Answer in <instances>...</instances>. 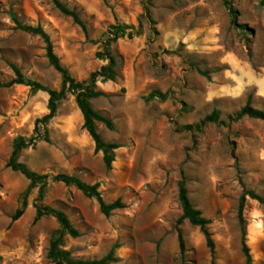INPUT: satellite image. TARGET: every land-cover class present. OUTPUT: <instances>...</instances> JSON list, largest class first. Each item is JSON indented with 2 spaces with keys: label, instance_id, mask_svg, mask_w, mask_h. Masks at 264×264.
Segmentation results:
<instances>
[{
  "label": "rangeland",
  "instance_id": "374dc122",
  "mask_svg": "<svg viewBox=\"0 0 264 264\" xmlns=\"http://www.w3.org/2000/svg\"><path fill=\"white\" fill-rule=\"evenodd\" d=\"M75 10L84 32L50 0H0V264H52L49 243L58 230L52 217L34 221L37 188L12 222L28 181L6 164L16 139L40 134L19 161L41 175L65 174L98 185L106 203L124 207L105 217L95 199L73 186L49 180L42 204L62 211L78 231L64 249L79 260H99L116 245L113 264H211L204 237L183 220L178 183L183 177L192 206L210 221L214 264H244L237 204L243 189L264 198V122L242 117L230 122L250 99L264 111V7L260 0H59ZM148 3V4H147ZM227 4L238 11L230 24ZM148 7L153 25L111 47L114 81H98L91 107L113 123L97 132L114 143L107 170L102 153L83 128L75 98L66 94L44 129L35 121L48 113V95L11 84L12 67L23 78L59 89L60 76L45 58V44L16 28L40 26L54 53L76 81L86 80L106 61L107 31L117 23L137 26ZM159 91L166 99L147 100ZM213 110L217 123L187 131ZM246 244L253 264H264V206L247 200L243 212ZM185 246L181 257L177 233Z\"/></svg>",
  "mask_w": 264,
  "mask_h": 264
},
{
  "label": "trees",
  "instance_id": "16d2710c",
  "mask_svg": "<svg viewBox=\"0 0 264 264\" xmlns=\"http://www.w3.org/2000/svg\"><path fill=\"white\" fill-rule=\"evenodd\" d=\"M52 6L63 16L69 17L72 21L77 24L84 32H86L85 26L81 21L79 14L68 8L65 4L59 0H50ZM149 2V0L147 1ZM148 4V3H147ZM260 6L264 7V0H260ZM227 10L230 16V24L235 28H245L244 25L238 23V11L233 8L231 4H227ZM13 22L16 28L24 31L28 34L38 36L45 44V58L48 64L59 74L60 76V86L59 89H47L37 82H32L25 80L21 75L20 71L12 67L15 74V80L12 83H8L7 86L11 84H19L29 86L33 89L45 91L48 95L47 110L48 113L43 117L35 121V131L38 130L39 126L44 129L43 140H47V123L54 118L58 104L63 100L66 94H71L75 98V103L80 111L83 120V128L87 132L88 136L94 143V151L102 153V161L107 170L111 169L112 163L114 161V151L118 148V145L114 143H106L102 140L101 136L97 132L96 125L98 123L102 124L106 129L113 130V123L110 119L102 116L96 112L90 104V100L100 96V93L95 90L96 83L114 81L116 74L117 62L111 52V47L119 39L122 38H133L140 35L142 28V21L148 25H153V20L148 7H143V14L137 21V26L126 25V24H115L112 25L107 31L106 38L102 43V51L99 56L106 61V64L101 66L97 71H94L89 75V77L84 81H76L69 73V71L61 64L59 58L54 53L52 42L48 34L40 26H25L21 25L13 16ZM166 94L159 91H154L147 97V100L159 99L164 101L166 99ZM248 117L255 120H260L264 122V111L253 108L250 105V99L247 100L246 104L237 111L234 115H229L227 119L230 122H236L242 117ZM220 118V112L218 110H213L210 114L203 117L200 121L193 125H185L184 130L201 132L204 127L209 124L217 123ZM40 138V134L30 137L29 139L18 138L15 140L13 145V150L7 161V168L19 173L28 181V187L22 195V202L20 207L15 211L14 215L11 217V221L14 222L19 219L25 208H26V198L30 191L37 188L36 203H34V221H38L43 217H52L55 219L58 230L53 235L47 252V258L52 264H113L116 262L115 250L117 248L114 245L109 252L99 260H79L72 257L71 253L65 250L64 240L65 237L77 238L79 236L78 231L73 227L68 217L60 210L45 206L42 204L46 188L48 186L49 180L53 182L62 183L65 186H73L86 198L95 199L99 211L105 217H109L112 212L120 210L124 207V204L119 200H115L112 203H106L99 191L98 185H89L74 176H69L65 174L57 175H41L35 173L28 169L26 165L19 161V156L22 150L34 145ZM256 201L258 204L264 206V198L257 195L254 191L243 189L239 197L237 204V220L241 232V251L243 253L245 263L253 264L252 257L250 255L249 248L246 244V228L245 219L243 212L245 209L247 200ZM178 200L181 209V216L178 219V224L183 220L188 221V223L194 227H197L204 237L206 246L209 250L211 256V264H214V249L215 245L212 240L211 233L209 231L210 221L202 216L201 212L195 209L187 195L186 182L182 177L178 183ZM178 246L181 257L184 255L185 246L182 239L180 230L177 233Z\"/></svg>",
  "mask_w": 264,
  "mask_h": 264
}]
</instances>
